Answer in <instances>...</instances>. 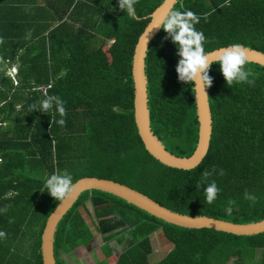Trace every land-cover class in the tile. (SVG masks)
<instances>
[{"label": "trees", "instance_id": "1", "mask_svg": "<svg viewBox=\"0 0 264 264\" xmlns=\"http://www.w3.org/2000/svg\"><path fill=\"white\" fill-rule=\"evenodd\" d=\"M162 1L138 0L137 14L145 17L140 22L129 19L118 0L0 2V210L7 207L0 211V231L7 234L0 238V264H42L41 233L59 203L45 181L57 169H67L73 182H118L188 216L233 223L264 219V67L249 63L254 85L230 87L220 65L212 64L213 82L206 89L212 133L196 168L166 167L143 147L133 119L131 60ZM173 9L201 17L195 28L206 37V52L240 43L264 53V0H178ZM166 37L161 28L145 58L150 127L169 152L188 157L198 128L193 85L178 79V49ZM12 67L14 80L8 75ZM41 86L65 101L64 127L55 122L60 117L54 110L30 111L45 96ZM213 167L225 174L209 178L220 189L209 204L200 182L202 172ZM246 191L257 197L254 206L244 198ZM229 200L235 201L231 215L225 212ZM86 201L103 208L95 214V230L103 237L104 259L95 264H108L112 239L127 244L115 264H149L150 236L157 231L172 248L155 264H264V233L178 227L95 190L82 193L58 223L56 264H65L64 254L90 246L93 234L79 212Z\"/></svg>", "mask_w": 264, "mask_h": 264}, {"label": "water", "instance_id": "2", "mask_svg": "<svg viewBox=\"0 0 264 264\" xmlns=\"http://www.w3.org/2000/svg\"><path fill=\"white\" fill-rule=\"evenodd\" d=\"M177 3L178 0H163L149 15V20L142 33L139 35L134 46L131 60L133 119L137 134L143 144V147L151 157H153L156 161L166 167L188 171L197 167L191 166V164L197 158L200 161L199 164L202 162L209 149L212 133V119L207 97L208 93L207 96L201 94L196 98L195 89L193 88L194 86H192L195 103V114L198 124L195 148L191 155H189L188 157H179L172 154L164 147V145L151 131L150 114L148 109L147 78L145 75V58L148 49H144L142 47L140 39L145 29L149 26L150 23L153 22L154 13H156V17H158L160 12L163 11L164 7H167L168 5L171 8H174ZM160 30L161 29H154L152 33H150L148 43L146 45L147 48H149L152 40ZM221 48L224 47L214 49L208 53L210 55L214 54ZM248 49L250 63L264 67V53L255 49ZM209 58L211 59L212 57L210 56ZM74 184L76 185L77 190L76 193H74L73 197L71 199L65 200L64 202H59L45 221L41 233L39 249L42 264H56L53 248L54 235L58 223L72 208V206L76 203L77 199L82 193L94 190L120 198L127 204L144 211L154 218L178 227L191 230L210 229L217 232L232 234L235 236H255L264 233V219L251 223H233L207 216H188L180 214L171 211L166 207H163L146 195L130 187L108 179L83 177L76 180Z\"/></svg>", "mask_w": 264, "mask_h": 264}, {"label": "clouds", "instance_id": "3", "mask_svg": "<svg viewBox=\"0 0 264 264\" xmlns=\"http://www.w3.org/2000/svg\"><path fill=\"white\" fill-rule=\"evenodd\" d=\"M137 3L138 0H118L119 8L127 14L129 19L140 22L145 17L137 14L135 7ZM181 8H183V5H181ZM204 18L206 20L207 15ZM200 19L201 17L191 10H176L167 5L158 17H156V13L153 14V22L149 24L140 38L142 47L148 49L146 45L150 33L154 29L162 28L167 33L166 38H170L178 49L177 55L180 59L175 68L178 79L194 86L196 98L201 94L207 96L206 89L213 82L212 77L209 75L212 64L220 65V71L228 86L231 87L234 84L254 85L256 73L248 67L250 63L249 49L240 43H233L210 55L205 50L206 37L204 33L195 28ZM30 35L31 32L29 31L28 36ZM0 43H4L2 38H0ZM210 56L212 57L211 59L209 58ZM52 110L60 117L55 122L64 127L67 109L65 101L60 96L45 94L39 105L33 104L30 109L31 112L40 111L43 113ZM199 162L197 158L191 166H198ZM214 174L223 176L225 172L223 169H219L217 173V170L213 167L211 170H204L201 174L200 183L204 185L203 191L206 202L209 204L217 199L220 192L216 181L209 179ZM45 189L56 201L64 202L73 197L77 187L73 182L72 174L67 169L63 171L57 169L46 178ZM244 198L250 201L253 206L257 201V197L247 191L244 193ZM234 207L235 201L229 200L225 207V212L231 215ZM0 211L7 212V207ZM13 222V219L9 220V223ZM6 236L7 234L4 231H0V238H6Z\"/></svg>", "mask_w": 264, "mask_h": 264}, {"label": "rangeland", "instance_id": "4", "mask_svg": "<svg viewBox=\"0 0 264 264\" xmlns=\"http://www.w3.org/2000/svg\"><path fill=\"white\" fill-rule=\"evenodd\" d=\"M102 209L103 208H93L88 201L79 208L81 216L93 234V239L90 241L89 248L80 246L64 254L63 260L65 264H95L97 261H103L104 254L101 250L104 243L103 237L95 230V214ZM150 243L152 253L148 257L149 264H155L160 261L172 248V245L162 236L161 231H157L150 236ZM108 245L111 247L113 254L108 260V264H115L116 257L127 247V244H118L115 239H112L109 241Z\"/></svg>", "mask_w": 264, "mask_h": 264}, {"label": "built area", "instance_id": "5", "mask_svg": "<svg viewBox=\"0 0 264 264\" xmlns=\"http://www.w3.org/2000/svg\"><path fill=\"white\" fill-rule=\"evenodd\" d=\"M15 73H16V69L12 67V68L9 70L8 75L14 80V78H15ZM48 88H50V86H47V87H45V86H41V87H39V90L45 95V94H46V90H47Z\"/></svg>", "mask_w": 264, "mask_h": 264}, {"label": "crops", "instance_id": "6", "mask_svg": "<svg viewBox=\"0 0 264 264\" xmlns=\"http://www.w3.org/2000/svg\"><path fill=\"white\" fill-rule=\"evenodd\" d=\"M6 1H7L8 4H11V3L14 4L15 1L28 3V2H30L31 0H0V2H6ZM8 11H10V10L8 9ZM9 14H10V12H9Z\"/></svg>", "mask_w": 264, "mask_h": 264}]
</instances>
